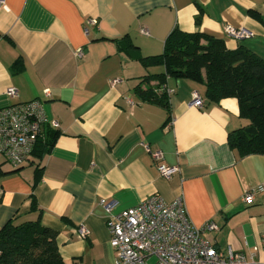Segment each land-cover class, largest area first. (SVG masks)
<instances>
[{
	"label": "crops",
	"instance_id": "0c3cea01",
	"mask_svg": "<svg viewBox=\"0 0 264 264\" xmlns=\"http://www.w3.org/2000/svg\"><path fill=\"white\" fill-rule=\"evenodd\" d=\"M225 26L251 36L230 38ZM174 28L264 58V0H2L0 108L38 98L57 135L18 169L0 154V229L38 219L55 231L63 264H112L102 201L116 213L157 193L180 198L194 226L214 222L207 237L216 250L264 264V191L242 200L264 187V155L240 156L228 145V133L248 123L237 100L208 101L203 83L173 76L164 81L173 91L168 109L138 97L136 88L154 89L152 76L164 72L138 55L161 53ZM128 41L137 49L125 51ZM193 92L202 107L189 104ZM156 149L177 167L169 178L152 161ZM79 223L88 228L85 238Z\"/></svg>",
	"mask_w": 264,
	"mask_h": 264
},
{
	"label": "trees",
	"instance_id": "16d2710c",
	"mask_svg": "<svg viewBox=\"0 0 264 264\" xmlns=\"http://www.w3.org/2000/svg\"><path fill=\"white\" fill-rule=\"evenodd\" d=\"M121 40H118L120 46ZM126 44L125 51L137 49L131 41ZM138 56L146 66L164 67L163 73L152 76L158 80L154 89L136 88L142 101H156L168 109L164 89L167 76L201 82L208 101L233 97L237 100L239 115L248 121L228 133L229 147L240 156L264 155V58L244 45L228 49L222 39L178 28L167 35L161 53ZM56 135V131L46 125L31 155L46 153ZM32 202L35 207L34 200ZM55 235L53 229L41 225L38 219L18 224L6 222L0 229V264H63Z\"/></svg>",
	"mask_w": 264,
	"mask_h": 264
},
{
	"label": "built area",
	"instance_id": "2783aa9c",
	"mask_svg": "<svg viewBox=\"0 0 264 264\" xmlns=\"http://www.w3.org/2000/svg\"><path fill=\"white\" fill-rule=\"evenodd\" d=\"M96 23L94 19L86 21L87 25ZM224 29L228 37L236 40L251 36L244 28L225 26ZM140 32L146 33V30L142 28ZM77 54L81 55V50ZM164 89L167 95L173 92L167 87ZM44 93L47 94V89ZM7 95L15 98L16 90L8 88ZM128 103L131 104V100ZM189 104L200 108L203 100L193 92ZM44 125L54 127L56 122L47 120L43 102L38 98L0 108V154L4 160L13 167L22 166L30 158ZM150 155L160 176L169 178L177 171L176 166L163 163L160 150H152ZM255 190L264 191V187L248 189L242 197L243 202H252ZM102 203L110 212L106 226L115 252L112 264H250L241 252L216 250L207 237L217 228L216 224L208 221L194 226L180 198L166 201L155 193L116 213L110 211L109 203ZM76 232L85 238L88 228L79 223Z\"/></svg>",
	"mask_w": 264,
	"mask_h": 264
},
{
	"label": "rangeland",
	"instance_id": "374dc122",
	"mask_svg": "<svg viewBox=\"0 0 264 264\" xmlns=\"http://www.w3.org/2000/svg\"><path fill=\"white\" fill-rule=\"evenodd\" d=\"M151 261H153V259Z\"/></svg>",
	"mask_w": 264,
	"mask_h": 264
}]
</instances>
